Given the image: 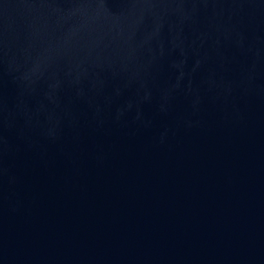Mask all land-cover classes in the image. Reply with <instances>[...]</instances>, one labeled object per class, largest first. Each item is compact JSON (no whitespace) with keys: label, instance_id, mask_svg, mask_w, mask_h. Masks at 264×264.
Returning <instances> with one entry per match:
<instances>
[{"label":"water","instance_id":"95a60500","mask_svg":"<svg viewBox=\"0 0 264 264\" xmlns=\"http://www.w3.org/2000/svg\"><path fill=\"white\" fill-rule=\"evenodd\" d=\"M0 264H264V0H0Z\"/></svg>","mask_w":264,"mask_h":264}]
</instances>
